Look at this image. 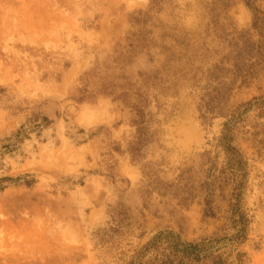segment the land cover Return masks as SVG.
<instances>
[{
	"label": "rangeland",
	"instance_id": "1",
	"mask_svg": "<svg viewBox=\"0 0 264 264\" xmlns=\"http://www.w3.org/2000/svg\"><path fill=\"white\" fill-rule=\"evenodd\" d=\"M0 63V264H264V0H0Z\"/></svg>",
	"mask_w": 264,
	"mask_h": 264
},
{
	"label": "water",
	"instance_id": "2",
	"mask_svg": "<svg viewBox=\"0 0 264 264\" xmlns=\"http://www.w3.org/2000/svg\"><path fill=\"white\" fill-rule=\"evenodd\" d=\"M199 143L202 144V145H204V146L207 145V141H205L204 139L200 140ZM209 146H210V147H214V146H212V145H210V144H209ZM151 237H152V235L149 236V238H151ZM222 243H223V244H222ZM227 243H231V242H229V241H224V242H220V243H217V242L212 243V248H211L207 253L215 252V251H217L218 249L224 248L222 245L227 244ZM231 244H232V243H231ZM208 248H209V247H208ZM208 248H207V249H208ZM199 255H204V254L199 253ZM222 255H223V257H224L225 259H227V257H226L227 255H225V254H223V253H222Z\"/></svg>",
	"mask_w": 264,
	"mask_h": 264
},
{
	"label": "trees",
	"instance_id": "3",
	"mask_svg": "<svg viewBox=\"0 0 264 264\" xmlns=\"http://www.w3.org/2000/svg\"><path fill=\"white\" fill-rule=\"evenodd\" d=\"M10 180H11V178H8V177H2V178H0V190L3 189V187H4L2 184L4 182L10 181Z\"/></svg>",
	"mask_w": 264,
	"mask_h": 264
},
{
	"label": "bare ground",
	"instance_id": "4",
	"mask_svg": "<svg viewBox=\"0 0 264 264\" xmlns=\"http://www.w3.org/2000/svg\"><path fill=\"white\" fill-rule=\"evenodd\" d=\"M1 64V63H0Z\"/></svg>",
	"mask_w": 264,
	"mask_h": 264
}]
</instances>
